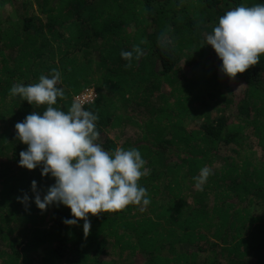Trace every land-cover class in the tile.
I'll use <instances>...</instances> for the list:
<instances>
[{
  "label": "trees",
  "instance_id": "obj_1",
  "mask_svg": "<svg viewBox=\"0 0 264 264\" xmlns=\"http://www.w3.org/2000/svg\"><path fill=\"white\" fill-rule=\"evenodd\" d=\"M264 0H0V264H264V54L225 75L206 36L230 9ZM139 45L132 67L122 51ZM135 56V54H134ZM61 73L67 112L92 89L97 143L136 148L149 174L144 211L89 214L41 199L55 184L19 166L15 125L41 115L14 84ZM229 151L228 155L222 154ZM208 167L212 175L195 187ZM29 196L26 207L17 200Z\"/></svg>",
  "mask_w": 264,
  "mask_h": 264
},
{
  "label": "clouds",
  "instance_id": "obj_2",
  "mask_svg": "<svg viewBox=\"0 0 264 264\" xmlns=\"http://www.w3.org/2000/svg\"><path fill=\"white\" fill-rule=\"evenodd\" d=\"M206 44L222 60L221 71L230 78L259 63L264 54V4L226 11L206 36ZM120 55L128 61L127 69L132 67L133 59H140L143 50L135 45L131 51H122ZM60 82V71L52 69L50 77L41 75L38 83L14 84L10 89V95L19 96L36 108L46 106L42 115L33 112L15 125L17 139L28 146L19 154V166L33 170L42 165L41 175L51 174L55 178V184L49 187L43 199L37 191V182H31L36 206L42 212L53 204L67 206L74 218L63 222L73 226L83 220L87 238L91 228L89 214L116 213L129 205L145 210L150 200L147 189L138 181L148 175L149 170L138 149L118 147L110 153L97 143L100 138L96 127L98 116L85 110L83 105L91 101V89L79 94H91L90 99L84 102L75 99L67 112L54 107L58 98L66 99L64 89L57 87ZM210 175V168H202L199 176L194 178L195 187L202 189ZM29 199L27 193L17 197L26 207Z\"/></svg>",
  "mask_w": 264,
  "mask_h": 264
},
{
  "label": "built area",
  "instance_id": "obj_3",
  "mask_svg": "<svg viewBox=\"0 0 264 264\" xmlns=\"http://www.w3.org/2000/svg\"><path fill=\"white\" fill-rule=\"evenodd\" d=\"M80 97V101L79 102H84V101H86V100H88V99H90L91 98V94L89 95V94H84V95H81V96H79ZM78 97V98H79Z\"/></svg>",
  "mask_w": 264,
  "mask_h": 264
},
{
  "label": "rangeland",
  "instance_id": "obj_4",
  "mask_svg": "<svg viewBox=\"0 0 264 264\" xmlns=\"http://www.w3.org/2000/svg\"><path fill=\"white\" fill-rule=\"evenodd\" d=\"M91 90H92V89H91ZM78 97H79V95L76 96L75 99L80 101L81 99H80V97H79V98H78ZM222 152H223V150H222ZM229 153H230L229 151H225V152H223L222 154L228 155Z\"/></svg>",
  "mask_w": 264,
  "mask_h": 264
}]
</instances>
